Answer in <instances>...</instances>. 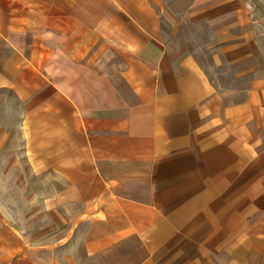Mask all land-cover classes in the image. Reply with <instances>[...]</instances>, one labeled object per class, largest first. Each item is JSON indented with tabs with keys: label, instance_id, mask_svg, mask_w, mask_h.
Wrapping results in <instances>:
<instances>
[{
	"label": "crops",
	"instance_id": "obj_1",
	"mask_svg": "<svg viewBox=\"0 0 264 264\" xmlns=\"http://www.w3.org/2000/svg\"><path fill=\"white\" fill-rule=\"evenodd\" d=\"M187 2L193 23L234 20L221 54L262 51L264 0ZM184 4L0 0V91L30 172L62 183L80 264H264V67L216 89L177 39ZM39 258L0 204V264Z\"/></svg>",
	"mask_w": 264,
	"mask_h": 264
},
{
	"label": "rangeland",
	"instance_id": "obj_2",
	"mask_svg": "<svg viewBox=\"0 0 264 264\" xmlns=\"http://www.w3.org/2000/svg\"><path fill=\"white\" fill-rule=\"evenodd\" d=\"M172 1V0H167ZM177 5L175 12L181 18L177 39L185 43L200 65L210 75L216 89L244 92L250 84L253 68L264 67V37L257 39L262 51L232 61L221 54L216 32L224 25L236 28L233 19L223 24L193 23L186 18L188 0ZM257 12L255 19L259 20ZM264 30V21L259 22ZM256 45V43H255ZM22 106L10 91H0V204L11 222L31 239L42 264H80L82 244L73 214L61 205L57 193L62 183L53 176L33 175L24 153V139L20 124Z\"/></svg>",
	"mask_w": 264,
	"mask_h": 264
}]
</instances>
